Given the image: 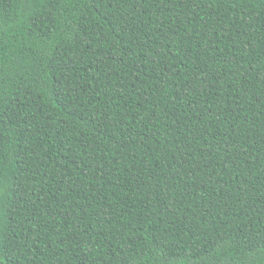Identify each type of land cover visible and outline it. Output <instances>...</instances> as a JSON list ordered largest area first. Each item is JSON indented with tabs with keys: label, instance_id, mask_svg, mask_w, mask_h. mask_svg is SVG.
<instances>
[{
	"label": "trees",
	"instance_id": "1",
	"mask_svg": "<svg viewBox=\"0 0 264 264\" xmlns=\"http://www.w3.org/2000/svg\"><path fill=\"white\" fill-rule=\"evenodd\" d=\"M0 264H264V0H0Z\"/></svg>",
	"mask_w": 264,
	"mask_h": 264
}]
</instances>
